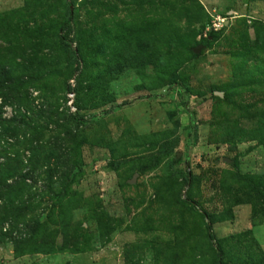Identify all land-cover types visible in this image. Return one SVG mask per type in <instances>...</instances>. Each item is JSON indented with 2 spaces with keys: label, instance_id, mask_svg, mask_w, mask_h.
Listing matches in <instances>:
<instances>
[{
  "label": "rangeland",
  "instance_id": "obj_1",
  "mask_svg": "<svg viewBox=\"0 0 264 264\" xmlns=\"http://www.w3.org/2000/svg\"><path fill=\"white\" fill-rule=\"evenodd\" d=\"M32 48L52 74L36 108L61 95L87 120L70 187L85 232L71 252L0 242V264H264V0H0V57Z\"/></svg>",
  "mask_w": 264,
  "mask_h": 264
},
{
  "label": "trees",
  "instance_id": "obj_2",
  "mask_svg": "<svg viewBox=\"0 0 264 264\" xmlns=\"http://www.w3.org/2000/svg\"><path fill=\"white\" fill-rule=\"evenodd\" d=\"M73 14L66 6V26L70 29L68 22L74 20ZM122 45L117 43L118 50L111 53L124 52L120 51ZM58 47L69 63L76 60L65 39L59 40ZM38 52L32 48L31 58L23 57L21 63L9 56L0 57V242L11 243L15 257L74 251L85 232L73 221V210L81 197L71 196L70 187L83 168L80 151L87 120L78 113L82 108L78 103L76 113L67 107L61 109V95L52 101L45 100L44 95L43 103L36 108L29 89L45 91L44 82L52 75L40 74L42 59ZM142 63L153 65L155 61L143 58ZM259 81L264 83V79ZM98 87L87 88L83 94L85 99L92 96L88 99L97 100L96 106L107 102L102 92H94ZM80 89V85L75 88L78 99ZM228 91L224 92L225 102ZM6 106L13 111L10 117L4 116ZM56 207L62 217L55 214ZM212 263L216 264V257Z\"/></svg>",
  "mask_w": 264,
  "mask_h": 264
},
{
  "label": "water",
  "instance_id": "obj_3",
  "mask_svg": "<svg viewBox=\"0 0 264 264\" xmlns=\"http://www.w3.org/2000/svg\"><path fill=\"white\" fill-rule=\"evenodd\" d=\"M200 49H201V45H198V46L193 48V52L194 53H199ZM215 94L220 96V97H222V93L221 92H215ZM224 160H227L229 162V159H224ZM135 180H136V174L129 180V183L133 184V183H135Z\"/></svg>",
  "mask_w": 264,
  "mask_h": 264
}]
</instances>
